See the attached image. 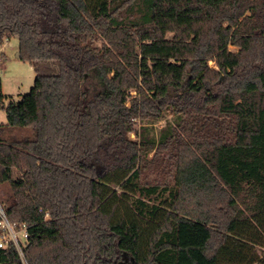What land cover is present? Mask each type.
I'll use <instances>...</instances> for the list:
<instances>
[{
    "label": "trees",
    "instance_id": "trees-1",
    "mask_svg": "<svg viewBox=\"0 0 264 264\" xmlns=\"http://www.w3.org/2000/svg\"><path fill=\"white\" fill-rule=\"evenodd\" d=\"M14 37L0 264H264V0H0Z\"/></svg>",
    "mask_w": 264,
    "mask_h": 264
},
{
    "label": "rangeland",
    "instance_id": "rangeland-1",
    "mask_svg": "<svg viewBox=\"0 0 264 264\" xmlns=\"http://www.w3.org/2000/svg\"><path fill=\"white\" fill-rule=\"evenodd\" d=\"M172 36V34H170ZM231 50H238V47L230 45ZM19 40L17 37L5 42L0 46V92L7 95L14 100H20L23 95L29 93L34 86L36 78V70L30 63L24 62L18 55ZM210 65L216 67L215 62L211 61ZM90 82L86 84L88 87ZM7 115L5 111L0 110V124L7 123ZM164 124V121L158 122L157 127ZM139 128V125L137 126ZM23 135H34L33 130L28 127H18L14 133L11 134V139ZM135 138V134L131 135ZM6 196L0 193V204L4 207L6 203ZM262 260L264 262V251L262 253Z\"/></svg>",
    "mask_w": 264,
    "mask_h": 264
},
{
    "label": "built area",
    "instance_id": "built-area-1",
    "mask_svg": "<svg viewBox=\"0 0 264 264\" xmlns=\"http://www.w3.org/2000/svg\"><path fill=\"white\" fill-rule=\"evenodd\" d=\"M27 226H18L12 223L6 216L3 206L0 204V250L13 242L23 256V243L28 239Z\"/></svg>",
    "mask_w": 264,
    "mask_h": 264
},
{
    "label": "water",
    "instance_id": "water-1",
    "mask_svg": "<svg viewBox=\"0 0 264 264\" xmlns=\"http://www.w3.org/2000/svg\"><path fill=\"white\" fill-rule=\"evenodd\" d=\"M18 55H19V53H18Z\"/></svg>",
    "mask_w": 264,
    "mask_h": 264
}]
</instances>
